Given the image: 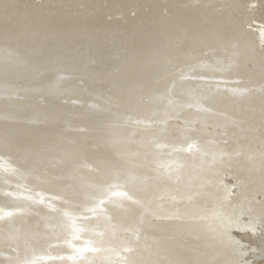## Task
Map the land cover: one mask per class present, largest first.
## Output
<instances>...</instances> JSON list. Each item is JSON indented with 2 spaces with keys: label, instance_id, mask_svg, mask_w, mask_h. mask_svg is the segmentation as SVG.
Wrapping results in <instances>:
<instances>
[{
  "label": "bare ground",
  "instance_id": "6f19581e",
  "mask_svg": "<svg viewBox=\"0 0 264 264\" xmlns=\"http://www.w3.org/2000/svg\"><path fill=\"white\" fill-rule=\"evenodd\" d=\"M262 219L264 0H0V264H264Z\"/></svg>",
  "mask_w": 264,
  "mask_h": 264
},
{
  "label": "water",
  "instance_id": "95a60500",
  "mask_svg": "<svg viewBox=\"0 0 264 264\" xmlns=\"http://www.w3.org/2000/svg\"><path fill=\"white\" fill-rule=\"evenodd\" d=\"M83 88V87H82ZM83 90V89H82ZM81 90V91H82ZM12 139H14V138H11V139H9L8 141H7V143H9L10 145L12 144V142H14ZM105 146H107V147H110L108 144H105ZM97 147H100V145L99 144H96V146H95V148H97ZM11 149H13V147L11 146ZM94 150V149H93ZM95 153H98V152H95ZM263 220V219H262ZM264 221V220H263ZM262 221V222H263ZM259 229H260V227H259Z\"/></svg>",
  "mask_w": 264,
  "mask_h": 264
}]
</instances>
